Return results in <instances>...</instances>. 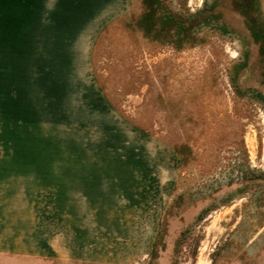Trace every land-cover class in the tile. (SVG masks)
<instances>
[{
	"label": "rangeland",
	"instance_id": "obj_1",
	"mask_svg": "<svg viewBox=\"0 0 264 264\" xmlns=\"http://www.w3.org/2000/svg\"><path fill=\"white\" fill-rule=\"evenodd\" d=\"M0 264H264V0H0Z\"/></svg>",
	"mask_w": 264,
	"mask_h": 264
}]
</instances>
